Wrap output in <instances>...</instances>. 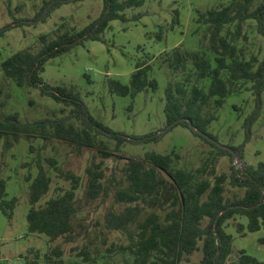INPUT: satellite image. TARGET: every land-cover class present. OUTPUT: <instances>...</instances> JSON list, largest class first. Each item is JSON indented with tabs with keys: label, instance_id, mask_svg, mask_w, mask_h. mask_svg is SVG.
I'll list each match as a JSON object with an SVG mask.
<instances>
[{
	"label": "trees",
	"instance_id": "obj_1",
	"mask_svg": "<svg viewBox=\"0 0 264 264\" xmlns=\"http://www.w3.org/2000/svg\"><path fill=\"white\" fill-rule=\"evenodd\" d=\"M82 1L85 0L46 1L45 17L62 5ZM98 1L103 4L102 12L87 27L65 31L59 25L50 35L39 36L40 48L36 52L19 51L0 63L3 76L17 87L37 89L41 96L64 106L59 116L26 123H20L16 113L0 115V142H4L5 149L20 137L26 140L40 138L44 142L55 139L73 146L78 153L98 145L99 154L106 159L111 154L105 152L106 145L98 140L99 137L113 141V151L125 143H154L162 137V133L139 137L112 131L88 113L79 94L72 88L50 86L41 78L49 59L68 52L85 40L103 41L101 34L111 21H124V10L138 7L145 0ZM177 22L178 14L175 13L171 29ZM196 24L206 28L209 35L207 49L190 52L180 46L157 58L168 79L164 131L181 125L211 145L216 150V157L198 169L188 171L174 166L179 160L175 151L166 155L147 152L139 160L118 156V159H125V163L119 175L114 174L110 178L105 176L101 164L92 162L85 169L88 177L85 195L88 200H96L102 195L111 198V207L103 215V228L107 233L121 235L123 240L102 241V251L88 242L74 255L76 259L70 264H264L244 251L230 261L232 237L225 231L229 221L237 217L247 219L246 226L235 225L241 235L257 232L264 226V164L232 166L229 175H216L218 157H228L232 163V154L193 132L188 124L191 122L195 129L207 134L206 128L216 118V109L230 94L244 90L250 91L255 101L245 126L258 118L264 94V0H228L217 8L196 11ZM18 25L11 23L1 28L0 36ZM250 29L260 37L263 47L249 46ZM151 71L152 66L146 61L137 62L128 85L117 80L108 81L110 93L134 97L147 89L154 91L157 85L150 78ZM211 104L212 111H205ZM208 136L216 141L213 136ZM228 147L238 152L239 161L243 160L239 146ZM44 162L58 179L68 182L69 187L39 204L48 194L52 179L47 175L42 160L34 161L36 175L26 177L30 182L27 232L44 235L49 243L57 239L65 243L74 242L79 213L76 195L81 180L71 171H62L52 157L45 158ZM209 177H213V182ZM226 183L242 194L226 197ZM5 186V181L0 178V211L10 219L16 198L5 200ZM143 211L147 214L142 215ZM195 253H200L201 257L198 262L190 263V257ZM62 257L63 251L54 247L42 256V260L64 264ZM38 259L35 253L30 263L39 264Z\"/></svg>",
	"mask_w": 264,
	"mask_h": 264
},
{
	"label": "rangeland",
	"instance_id": "obj_2",
	"mask_svg": "<svg viewBox=\"0 0 264 264\" xmlns=\"http://www.w3.org/2000/svg\"><path fill=\"white\" fill-rule=\"evenodd\" d=\"M46 1L49 0H0V29L11 23H19L0 36V63L19 51L36 52L40 48L39 36L50 35L59 25L65 31H79L87 27L99 18L103 9L101 1L85 0L62 5L45 17ZM227 1L145 0L138 7L125 9L124 21H111L101 34L103 41L85 40L81 45L46 62L41 73L43 82L54 87L72 88L79 94L88 113L110 130L139 137L162 133V137L154 143H125L116 151H113V141L108 142L99 137L98 140L106 145L105 152L111 154L106 159L99 154L98 145L97 148L83 149L78 153L73 146L55 139L44 142L40 138L26 140L20 137L8 149L1 141L0 178L6 184L5 200L16 198V204L10 219L0 211V264H31L35 253L40 258L39 264H53L42 260V256L54 247L63 251L64 264H70L76 259L74 255L88 242L102 251V241L109 243V240H123L121 235L107 233L103 228V215L111 207V198L102 195L96 200H88L85 195L88 179L85 169L92 162L101 164L105 176L110 178L114 174L119 175L125 163V159H118V156L139 160L147 152L166 155L175 151L179 160L174 166L188 171L198 169L216 157V150L189 129L176 125L164 131L168 79L165 68L158 65L157 58L180 46L190 52L207 49L209 35L205 27L196 24V11L205 12ZM175 13L178 14V22L171 29ZM135 17L138 18L134 20ZM250 30L249 46L263 47L254 29ZM141 61L152 66L150 78L156 81V89H147L134 97L110 93L108 81L117 80L122 85H128L135 64ZM261 104L258 118L246 126L245 122L255 106L250 91L230 94L223 105L216 109V118L206 128V133L213 136L219 145L239 146L243 155L242 161L236 157L232 163L228 157H218L216 175H229L232 166L238 168L246 164L255 167L259 163L264 164V94ZM63 108L62 104L41 96L37 89L17 87L3 76L0 69V115L3 117L16 113L18 121L26 123L52 115L59 116ZM205 111L211 112L212 104ZM50 157L58 162L62 171H71L81 180L76 195L79 210L74 229L76 238L71 243H65L62 239L49 243L44 235L27 232L30 182L26 181V177L36 175L34 161L38 158L42 160L47 175L52 179L48 194L39 204L69 187L68 182L58 179L45 164L44 159ZM161 175L169 179L165 173ZM209 180L213 182L214 179L209 177ZM224 191L226 197L242 194V191L231 188L227 183ZM143 212L142 215L147 214V211ZM236 223L246 226L247 219L237 217L230 220L225 229L232 237L229 260L234 261L239 252L244 251L257 261L264 262V226L257 232H244L241 235L235 228ZM96 235L101 241L99 237L95 238ZM200 257V253H195L190 257V263L198 262Z\"/></svg>",
	"mask_w": 264,
	"mask_h": 264
},
{
	"label": "water",
	"instance_id": "obj_3",
	"mask_svg": "<svg viewBox=\"0 0 264 264\" xmlns=\"http://www.w3.org/2000/svg\"><path fill=\"white\" fill-rule=\"evenodd\" d=\"M188 124H189L190 129H191L193 132H196L197 134H199L200 136H202L203 138H205L208 142L215 144V145H216L217 147H219L220 149L225 150V151L229 152L230 154H232V158H233V160L238 156V152H234V151H233L231 148H229V147L219 145L214 139H212V138L209 137L208 135L202 133L201 131L195 129V128L192 126L191 122H188ZM239 150H240V148H239Z\"/></svg>",
	"mask_w": 264,
	"mask_h": 264
}]
</instances>
